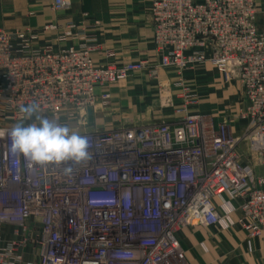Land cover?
I'll list each match as a JSON object with an SVG mask.
<instances>
[{
	"label": "built area",
	"instance_id": "2783aa9c",
	"mask_svg": "<svg viewBox=\"0 0 264 264\" xmlns=\"http://www.w3.org/2000/svg\"><path fill=\"white\" fill-rule=\"evenodd\" d=\"M70 0H52L64 10ZM157 49L154 67L182 72L210 63L223 79L238 81L244 107L214 123L185 114L111 130L79 131L90 159L72 165L31 166L0 135V244L5 225L20 237L0 245V264H190L177 233L220 221L213 198H240V226L264 242V178L240 162L239 145L264 163V26L256 0H152ZM100 22L0 29V132L20 122V107L33 101L41 114L77 130L111 85L143 70L144 61L97 64L92 52ZM55 44L39 46L40 32ZM69 39L77 46H64ZM111 56V52H107ZM184 91H187L184 88ZM100 97V98H99ZM33 120L26 121L32 123ZM36 249L26 261V248Z\"/></svg>",
	"mask_w": 264,
	"mask_h": 264
},
{
	"label": "crops",
	"instance_id": "0c3cea01",
	"mask_svg": "<svg viewBox=\"0 0 264 264\" xmlns=\"http://www.w3.org/2000/svg\"><path fill=\"white\" fill-rule=\"evenodd\" d=\"M151 1L70 0L68 8L55 12L52 0H0V29L13 31L29 27L40 31L50 24L64 25L74 21L82 26L97 20L100 26L94 31L96 48L92 52L95 63H147L143 70L127 79L96 87L97 96L108 92L110 98L106 105L98 99L95 109H87V131L160 121L175 123L185 114L178 111L184 107L188 113L205 115L215 124L229 117L233 133L240 135L244 123L234 116L235 110L243 108L245 103L239 102L243 90L238 81L225 82L221 73L210 65L182 72L154 67L157 49L149 14ZM256 3L258 24L263 27L264 0H256ZM55 36L54 31H42L36 45L55 47ZM79 43V40L69 39L62 44L77 46ZM107 52L112 55L108 56ZM238 152L241 164L264 178V163L249 152L246 141L240 143ZM213 202L220 216L217 224L184 227L177 233L190 264H264V242L249 235L238 223L241 199L222 194L214 197ZM14 228L12 225L3 227L0 245L20 237L21 231L16 234ZM35 255L36 249L29 245L25 260H33Z\"/></svg>",
	"mask_w": 264,
	"mask_h": 264
},
{
	"label": "clouds",
	"instance_id": "9594fccd",
	"mask_svg": "<svg viewBox=\"0 0 264 264\" xmlns=\"http://www.w3.org/2000/svg\"><path fill=\"white\" fill-rule=\"evenodd\" d=\"M20 112L23 114L21 121L0 135H7L11 150L27 158L29 167L68 165L63 168L67 176L73 172L72 165L90 159L87 138L79 131L43 116L38 102L22 105ZM29 120L33 122L26 123Z\"/></svg>",
	"mask_w": 264,
	"mask_h": 264
},
{
	"label": "rangeland",
	"instance_id": "374dc122",
	"mask_svg": "<svg viewBox=\"0 0 264 264\" xmlns=\"http://www.w3.org/2000/svg\"><path fill=\"white\" fill-rule=\"evenodd\" d=\"M39 38H40V37H39ZM205 65H210L211 67H213L210 63H206ZM205 65H203V66H205ZM203 66H201V67H203ZM213 68H215V67H213ZM215 69L218 70L217 68H215ZM218 71H219V70H218ZM219 72H220V71H219ZM220 73H221V72H220ZM221 75H222V74H221ZM224 81L227 82V83L235 82V81H232V80H225V79H224ZM184 88H186V87H183V89H184ZM241 97H242V98L240 99L239 102H241V103H242V102H245V101H244V96H243V91H242V95H241ZM242 107H243V106H242ZM239 108H240V107H238L237 110H235L236 113H237V111L239 110ZM86 114H87V113H86ZM45 117H47V116H45ZM47 118H48V117H47ZM49 119H51V118H49ZM33 120H35V117H33ZM70 126H71V128H72V127H74V128L77 127V126H75V123H72ZM88 126H89V124H88V121H87L86 124L83 125V126H80V127L77 129V131H87V129H88L87 127H88Z\"/></svg>",
	"mask_w": 264,
	"mask_h": 264
}]
</instances>
